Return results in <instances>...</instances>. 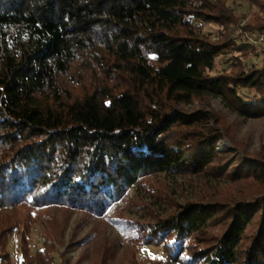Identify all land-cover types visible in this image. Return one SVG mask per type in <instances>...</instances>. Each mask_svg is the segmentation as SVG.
Masks as SVG:
<instances>
[{
  "label": "trees",
  "instance_id": "obj_1",
  "mask_svg": "<svg viewBox=\"0 0 264 264\" xmlns=\"http://www.w3.org/2000/svg\"><path fill=\"white\" fill-rule=\"evenodd\" d=\"M241 1L244 25L231 0H0V264L13 236L19 264H65L53 207L117 228L128 264H167L140 258L151 243L181 264H264V152L187 109L216 97L264 118V58L239 44L264 34V0ZM115 248L99 237L93 264Z\"/></svg>",
  "mask_w": 264,
  "mask_h": 264
},
{
  "label": "rangeland",
  "instance_id": "obj_2",
  "mask_svg": "<svg viewBox=\"0 0 264 264\" xmlns=\"http://www.w3.org/2000/svg\"><path fill=\"white\" fill-rule=\"evenodd\" d=\"M233 6L239 12V14H245V19L241 24L244 25L250 19L254 18L255 14L252 8L241 0H231ZM237 2V3H236ZM210 27V26H208ZM211 29L215 30L216 27L212 26ZM238 34V32L236 33ZM251 32H241V38L239 44L244 42V39L249 36ZM258 54V55H257ZM236 53L233 57L236 62ZM254 61L260 64L264 58V49H258ZM248 61H252L249 59ZM233 61H228L225 57L218 63V69H223L225 66L232 64ZM205 108L209 111L217 112L218 116L223 119L227 128L233 135V139L244 146L249 153L264 152V118H244L239 117L236 113L231 112L225 106L224 102L220 98L211 97L203 102L195 101L193 106L187 107V109H202ZM220 149L225 148L230 151L234 148V144L230 139H224L219 144ZM191 178H179L173 182L174 188L177 193L181 195L184 193L189 196L192 194L190 189ZM192 181H197L194 178ZM180 185L183 187L181 191ZM137 214L135 209H131V214ZM49 213L55 217L57 224L64 227L63 237L60 240H56L55 246L57 253L63 256L65 264H93L95 260L94 249L95 243L99 240V237H106L109 243L116 246L114 250V259L111 264H128L127 253L130 250L129 244L126 242L122 234L112 225L92 220L86 214L79 212H68L59 207H53ZM142 216V213H138V218ZM47 226L45 220L42 223L34 224L31 228V233L28 236V244L31 248L32 254L43 248L42 235ZM47 229V227H46ZM49 229V225H48ZM89 235H94L93 239H88ZM87 240V241H85ZM19 239L17 236H13L10 251L12 254V260L14 264H19ZM59 254H56L57 257ZM140 258L147 257L148 259H165L167 264H181L179 261H175L170 257H167L163 252V247L156 243H151L144 247L139 253ZM139 258V259H140Z\"/></svg>",
  "mask_w": 264,
  "mask_h": 264
},
{
  "label": "built area",
  "instance_id": "obj_3",
  "mask_svg": "<svg viewBox=\"0 0 264 264\" xmlns=\"http://www.w3.org/2000/svg\"><path fill=\"white\" fill-rule=\"evenodd\" d=\"M246 38L255 46V49H264V34L254 35L251 33L249 36L247 35Z\"/></svg>",
  "mask_w": 264,
  "mask_h": 264
}]
</instances>
